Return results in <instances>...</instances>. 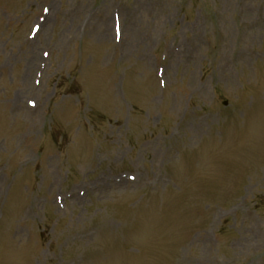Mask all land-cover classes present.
Returning a JSON list of instances; mask_svg holds the SVG:
<instances>
[{"label": "rangeland", "instance_id": "1", "mask_svg": "<svg viewBox=\"0 0 264 264\" xmlns=\"http://www.w3.org/2000/svg\"><path fill=\"white\" fill-rule=\"evenodd\" d=\"M0 264H264V0H0Z\"/></svg>", "mask_w": 264, "mask_h": 264}]
</instances>
